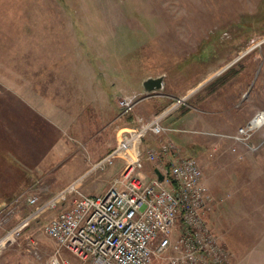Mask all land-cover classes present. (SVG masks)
Masks as SVG:
<instances>
[{
  "label": "rangeland",
  "instance_id": "obj_1",
  "mask_svg": "<svg viewBox=\"0 0 264 264\" xmlns=\"http://www.w3.org/2000/svg\"><path fill=\"white\" fill-rule=\"evenodd\" d=\"M241 25L246 37L240 34ZM158 76H164V89L153 95L174 98L167 100L163 114V126L174 132L148 133L140 143L135 136L131 146L141 154L157 153L155 162L143 158L135 175L149 181L154 169L195 158L212 198L209 226L229 252V264H264V124L245 144L232 139L264 111V0H0L1 132L14 108L29 105L39 113L46 110V101L52 120L48 127L40 116L34 121L29 113L21 115L23 125L33 126L32 138L25 139L30 131H22V158L36 156L30 147L41 152L58 138L63 148L79 155L47 174L27 169L31 162H22L20 169L5 162L0 200L17 207L12 212L19 218L38 210L35 234L45 233L48 219L76 197L66 192L65 202L48 205L62 193L52 190L90 159L85 140L117 146L124 135L129 138L136 126L132 113L121 114L118 101L146 97L137 88L139 80ZM31 89L42 97L39 101L28 96ZM187 90L185 104L175 108L177 97ZM99 108L106 114L102 123L96 121ZM18 142L12 134L0 136V149L7 156L8 146ZM167 143L175 150L161 153ZM117 160L122 169L108 187L128 158ZM104 176L86 177L78 192L100 194ZM33 196L37 203L31 205ZM22 230L5 249L20 242ZM19 244L29 249L20 254V264H60V253L49 263L35 256L24 238ZM63 256L73 260L68 253Z\"/></svg>",
  "mask_w": 264,
  "mask_h": 264
},
{
  "label": "built area",
  "instance_id": "obj_2",
  "mask_svg": "<svg viewBox=\"0 0 264 264\" xmlns=\"http://www.w3.org/2000/svg\"><path fill=\"white\" fill-rule=\"evenodd\" d=\"M178 98L174 107L185 104ZM137 104L133 98L118 101L122 115L130 114ZM163 114L140 123L129 138L124 135L117 148L96 167L112 164L117 158L125 161L122 173L98 196H87L72 188L67 193L76 197L67 209L59 211L44 226L45 234L55 243L56 253H68L73 260L63 258L60 264H229V252L209 226L212 198L198 161L179 158L163 168L158 181H146L135 175L142 168V159L155 162L157 153L145 155L134 151L128 157L134 136L139 141L151 133L162 135ZM264 124V111L240 127L232 139L245 144ZM175 150L167 143L160 152ZM49 202L54 207L66 200L65 193ZM37 203V197L29 204ZM25 227L21 223L0 239V249L10 246Z\"/></svg>",
  "mask_w": 264,
  "mask_h": 264
},
{
  "label": "crops",
  "instance_id": "obj_3",
  "mask_svg": "<svg viewBox=\"0 0 264 264\" xmlns=\"http://www.w3.org/2000/svg\"><path fill=\"white\" fill-rule=\"evenodd\" d=\"M148 78V77H146ZM144 78V79H146ZM141 79V78H140ZM144 79L139 80V88L141 90L142 86L141 83ZM138 89V90H139ZM137 90V91H138ZM189 90L186 92L182 93L180 97H186V93H188ZM31 99H35L36 101H39L42 97L38 94L37 91L34 89L30 90V93L28 95ZM180 97H177L180 98ZM134 98V97H133ZM174 100V98L171 95H168L166 93H161V94H156V95H151V96H146L143 98H139L137 100V104L132 112L133 120H132V126H137L142 121H148L150 120L153 115H159V114H164L166 109L169 107V103L167 100ZM46 103V105H45ZM43 103V107H45L46 110L37 113L33 107H30L29 105H19V107L14 108L15 112L12 114L14 115L13 117H7L6 121L8 124H6L2 129V132L0 136L4 137L5 135H8L9 137L14 136V138H17V141L19 140L18 143H15L14 146L9 147L6 149V155L1 151L0 149V170H3L5 167L3 164L6 162V164H10L12 167L16 168H21L23 166L22 162H31V165H27V169H33L37 171H45L44 173L47 174V172H54L55 168L57 167L58 164H60L62 161L67 162L70 161L72 158L79 156L77 155L78 153L73 150L70 151V147H64L63 145L60 144L59 141H61L60 138L56 142L57 144L52 145L50 148H45L44 150L41 149L42 151L40 152L39 150L30 147L29 152L31 154H34L36 156H30V158L23 159L21 156L22 151V143L21 138L23 137V129L27 132L30 131V133L25 134V139L32 138V133L31 130H33L32 123H30V127L23 125L24 121L21 117L22 114H28L29 113V119H33L34 121L38 120V117L43 119V122H46V126L48 127L49 124L52 122V120L47 116L46 113H50L51 110L48 106V103L45 101ZM107 109V107H106ZM110 109V108H109ZM100 111V108H99ZM110 111V110H108ZM110 113V112H109ZM53 114V113H51ZM49 114V115H51ZM103 115H106L105 113H95L97 115L96 121L98 123H102L103 121ZM60 115V112H58L57 116ZM108 117V116H107ZM62 119V118H61ZM93 119V118H92ZM94 120V119H93ZM51 121V122H50ZM68 122V119H67ZM95 122V120H94ZM134 122V123H133ZM37 122H35L36 124ZM34 124V125H35ZM163 125V121H162ZM164 127V126H163ZM7 133H4V131ZM18 131V132H17ZM33 137L37 136V132L33 131ZM174 132L172 129L170 131H165L162 135L160 136H165L168 134H171ZM3 133V134H2ZM135 137V136H134ZM13 138V137H12ZM28 141V140H26ZM86 145L88 146V152L91 154V157L88 161L84 162V165L82 168L73 176L62 182L57 188L53 189L52 192L58 193V192H66L72 188L76 189L78 191L79 188H81L83 179L86 177L92 175V174H99L100 172H105V176L103 181L100 183L98 187H100L99 191L101 192L100 194L97 195H87V196H98L102 195L106 192V188L108 187L109 183L120 173L122 169V164L123 162L119 160H115L112 165H108L102 170H97L95 168V165L97 163L101 162L109 153L114 151L117 146L113 141L106 142L103 141L102 139L94 138L90 139L88 138L85 140ZM118 142V141H117ZM31 145V142H28ZM140 143V141H139ZM1 148V147H0ZM11 148V149H9ZM136 147H132L130 152L136 151ZM19 155H16V154ZM39 153V154H38ZM118 161V162H116ZM43 173V175H44ZM1 175V173H0ZM39 175V173H37ZM1 184V182H0ZM52 185V184H51ZM51 187V186H50ZM78 188V189H77ZM84 192V191H83ZM23 193V192H22ZM21 193V194H22ZM20 194V195H21ZM19 195V196H20ZM11 202H6L4 200H0V239H2L9 231H11L13 228L17 227L21 223H25V227L23 228L20 239L23 240L24 242L27 241L29 242V247L31 248L32 253L35 256H40L39 258H47L49 263L51 261L53 262L54 258V253L56 252V246L55 243L45 234L43 233L42 235L35 234V231H37L36 228V223H34V220L36 219L35 217L38 216L39 211L34 210V212H31L23 218L17 217L18 214H14L16 212H12L16 209ZM67 209V208H66ZM61 211V210H60ZM52 218V217H50ZM49 220V219H48ZM16 221L15 225L13 224ZM48 222V221H47ZM46 222V223H47ZM13 224V226H12ZM11 227V228H10ZM44 232V231H43ZM21 240L19 243H21ZM17 243L14 247H9V248H4L3 251L0 250V264H20L21 262V253L24 252H29V249L27 247V244L25 246H22L21 244ZM222 244V243H221ZM21 254V255H20ZM57 258V257H56ZM59 258H65L63 256V253H60ZM68 259V258H67ZM57 260V259H56ZM47 261V262H48ZM55 262V261H54ZM27 264V263H26Z\"/></svg>",
  "mask_w": 264,
  "mask_h": 264
},
{
  "label": "water",
  "instance_id": "obj_4",
  "mask_svg": "<svg viewBox=\"0 0 264 264\" xmlns=\"http://www.w3.org/2000/svg\"><path fill=\"white\" fill-rule=\"evenodd\" d=\"M141 84L143 94L146 96L153 95L164 89V76L148 77L144 79ZM184 98H187V96ZM154 174L157 176L158 181H162L163 176L157 168L154 169Z\"/></svg>",
  "mask_w": 264,
  "mask_h": 264
},
{
  "label": "trees",
  "instance_id": "obj_5",
  "mask_svg": "<svg viewBox=\"0 0 264 264\" xmlns=\"http://www.w3.org/2000/svg\"><path fill=\"white\" fill-rule=\"evenodd\" d=\"M243 25H244V24H243ZM243 25H241V28H240V31H241L240 34H242V37L245 36V35L247 34V32H246V31H247V30H246V27L243 26ZM245 37H246V36H245ZM213 40H216V39L213 38ZM232 40L235 41L234 39H232ZM215 42H216L217 44H218V43H221V42H219L218 39H217ZM229 42H230V41H229ZM231 43H232V42H231ZM244 43H245V41L242 42V44H244ZM242 44H241V45H242Z\"/></svg>",
  "mask_w": 264,
  "mask_h": 264
},
{
  "label": "bare ground",
  "instance_id": "obj_6",
  "mask_svg": "<svg viewBox=\"0 0 264 264\" xmlns=\"http://www.w3.org/2000/svg\"><path fill=\"white\" fill-rule=\"evenodd\" d=\"M136 139H137L136 137L133 138L132 144L135 142ZM131 147H132V146H131ZM61 194H62V193H61Z\"/></svg>",
  "mask_w": 264,
  "mask_h": 264
}]
</instances>
